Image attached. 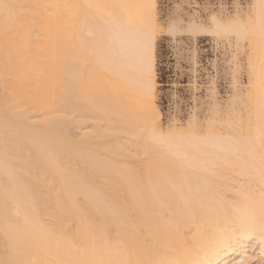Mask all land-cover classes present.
Here are the masks:
<instances>
[{
    "label": "bare ground",
    "instance_id": "6f19581e",
    "mask_svg": "<svg viewBox=\"0 0 264 264\" xmlns=\"http://www.w3.org/2000/svg\"><path fill=\"white\" fill-rule=\"evenodd\" d=\"M261 4L219 139L158 129V0H0V264H264Z\"/></svg>",
    "mask_w": 264,
    "mask_h": 264
},
{
    "label": "rangeland",
    "instance_id": "374dc122",
    "mask_svg": "<svg viewBox=\"0 0 264 264\" xmlns=\"http://www.w3.org/2000/svg\"><path fill=\"white\" fill-rule=\"evenodd\" d=\"M256 1L158 0L155 98L161 133L203 136L213 129L222 139L227 122L245 120L254 75L250 40L237 32L254 21ZM71 131L75 138L82 133ZM255 243L248 244L245 264L262 263Z\"/></svg>",
    "mask_w": 264,
    "mask_h": 264
},
{
    "label": "snow or ice",
    "instance_id": "6c2138e0",
    "mask_svg": "<svg viewBox=\"0 0 264 264\" xmlns=\"http://www.w3.org/2000/svg\"><path fill=\"white\" fill-rule=\"evenodd\" d=\"M261 7H264V0H262ZM260 227H261L262 234H264V222L261 223ZM252 228H253V226L249 225V230H251Z\"/></svg>",
    "mask_w": 264,
    "mask_h": 264
}]
</instances>
